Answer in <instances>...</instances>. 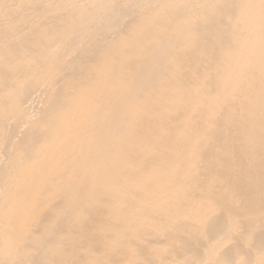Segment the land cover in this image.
Here are the masks:
<instances>
[{
  "label": "bare ground",
  "instance_id": "1",
  "mask_svg": "<svg viewBox=\"0 0 264 264\" xmlns=\"http://www.w3.org/2000/svg\"><path fill=\"white\" fill-rule=\"evenodd\" d=\"M0 264H264V0H0Z\"/></svg>",
  "mask_w": 264,
  "mask_h": 264
}]
</instances>
